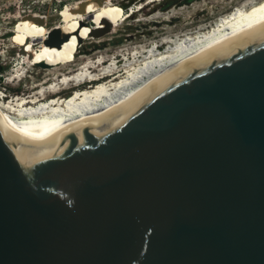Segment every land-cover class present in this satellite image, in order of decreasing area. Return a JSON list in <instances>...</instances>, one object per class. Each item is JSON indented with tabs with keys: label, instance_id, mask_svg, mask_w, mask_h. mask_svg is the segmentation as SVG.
<instances>
[{
	"label": "water",
	"instance_id": "water-1",
	"mask_svg": "<svg viewBox=\"0 0 264 264\" xmlns=\"http://www.w3.org/2000/svg\"><path fill=\"white\" fill-rule=\"evenodd\" d=\"M0 264H264V24L77 125L0 126Z\"/></svg>",
	"mask_w": 264,
	"mask_h": 264
},
{
	"label": "rangeland",
	"instance_id": "rangeland-1",
	"mask_svg": "<svg viewBox=\"0 0 264 264\" xmlns=\"http://www.w3.org/2000/svg\"><path fill=\"white\" fill-rule=\"evenodd\" d=\"M259 1L0 0V92L8 96L5 100L0 93V102L31 100L42 87L47 90L52 79L85 65L102 77L113 62L125 76L124 66L143 65L147 50L164 54L172 46L163 43L165 39L204 31L236 8ZM81 26L92 34L79 41ZM97 82L76 87L70 83L59 94L46 93V98L66 99Z\"/></svg>",
	"mask_w": 264,
	"mask_h": 264
},
{
	"label": "bare ground",
	"instance_id": "bare-ground-1",
	"mask_svg": "<svg viewBox=\"0 0 264 264\" xmlns=\"http://www.w3.org/2000/svg\"><path fill=\"white\" fill-rule=\"evenodd\" d=\"M262 24L264 0L247 8H236L204 31L176 40L165 39L163 43H171L172 46L164 54L156 55L152 48L147 50L143 65L133 67L128 63L124 66L125 76L120 75V70L114 67L113 62L104 69L106 72L102 77L92 75L85 65L70 74L52 79L53 83L47 90L42 87L31 100L17 98L14 104L0 102V126L13 131H39L77 125L123 106L176 66ZM81 28L79 41L92 34L84 26ZM95 81L98 82L93 86L74 90L66 99L46 98V93L56 95L66 90L70 83L76 87L84 82L92 84Z\"/></svg>",
	"mask_w": 264,
	"mask_h": 264
},
{
	"label": "trees",
	"instance_id": "trees-1",
	"mask_svg": "<svg viewBox=\"0 0 264 264\" xmlns=\"http://www.w3.org/2000/svg\"><path fill=\"white\" fill-rule=\"evenodd\" d=\"M187 1H190V0H187ZM2 72H4V68L3 67H0V75L2 74Z\"/></svg>",
	"mask_w": 264,
	"mask_h": 264
},
{
	"label": "clouds",
	"instance_id": "clouds-1",
	"mask_svg": "<svg viewBox=\"0 0 264 264\" xmlns=\"http://www.w3.org/2000/svg\"><path fill=\"white\" fill-rule=\"evenodd\" d=\"M88 10H89V11H91L92 9H91V8H89Z\"/></svg>",
	"mask_w": 264,
	"mask_h": 264
}]
</instances>
